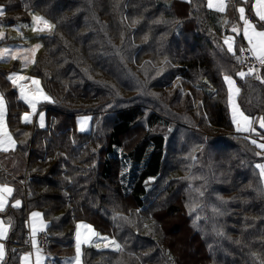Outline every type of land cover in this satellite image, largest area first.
I'll return each instance as SVG.
<instances>
[{
	"label": "trees",
	"instance_id": "1",
	"mask_svg": "<svg viewBox=\"0 0 264 264\" xmlns=\"http://www.w3.org/2000/svg\"><path fill=\"white\" fill-rule=\"evenodd\" d=\"M114 1H127L126 20L107 0H0L1 18L9 24L29 20L37 10L55 25L42 37L31 70L51 96L45 127L22 122L28 105L0 66L7 122L19 152L27 154L26 183L19 186L25 204L10 210V245L2 264H19L28 247L26 211L32 210L46 225V264L73 254L77 220L120 245L119 251L83 245V264H211L222 243L229 252L220 253L223 264H264V192L255 167L260 156L249 135L235 130L224 80L242 70L244 42L235 35L236 55L228 53L223 36L229 31L222 25L236 22L239 1L227 0L224 13L208 9L207 0ZM122 47L129 54L125 59ZM238 85L243 111L253 119L264 116V83L248 76ZM87 112L93 128L80 131L76 114ZM190 127L199 130L203 176L209 168L219 170L210 177L217 191L210 203L225 199L233 212L228 239L219 242L195 228L179 192L184 179L171 146L190 141L170 136ZM123 158L138 165L127 188ZM178 213L186 225L183 240L199 243L193 260L173 248L182 244L167 219ZM181 216L172 231L184 227Z\"/></svg>",
	"mask_w": 264,
	"mask_h": 264
},
{
	"label": "rangeland",
	"instance_id": "2",
	"mask_svg": "<svg viewBox=\"0 0 264 264\" xmlns=\"http://www.w3.org/2000/svg\"><path fill=\"white\" fill-rule=\"evenodd\" d=\"M232 2H234V1H232ZM253 3H254V1H252V4ZM252 4H251V6H252ZM106 5L110 7V10L116 9L115 12H116L118 17H120L124 20L127 19V17H128L127 1L121 4V3H117L114 0H112V1L107 0ZM238 5H240V4H238ZM107 6H106V9H107ZM231 7L232 6H230L229 10H231ZM233 7H234V4H233ZM244 7H245V15H247V13H248V11L246 10L247 8H246V6H244ZM251 9H252V7H251ZM251 13L254 15L253 10H251ZM231 14H232V12H231ZM231 14H229V16L232 18L233 15H231ZM33 15L42 16V17H44V19L48 20L51 24L54 25V22L50 18L46 17L45 15H43L42 13H40L37 10H31L29 12V16H30L29 20L19 21V22H16L15 24H9L3 18L0 17V34H2V36H3V38H0V52H2L4 49L10 50L4 56L3 59H0V64H2V65L4 64V66L12 67L13 70L9 71V75L16 74L19 76L29 77V78H34V79L39 80V82H40L39 87L42 89L43 93L46 94L50 99L45 100L42 97H40L37 104H36V109H35L34 113H33V109L27 103V101L21 97L20 86L22 85L25 89V92L29 93V94H36L35 93L36 86L31 83V80H20L17 82V85L15 87H17V89H18V93H19L20 98L23 99L28 105V109L23 111V113L21 115V120L24 122V120H23L24 114L28 113V114H30V118H31L30 124L36 123L38 126H40L39 117L41 114H43L44 125L46 126V124H47L46 107L43 108V105H41V103L42 102L49 103L51 101V96L47 92V90H45L41 78L39 76H36L35 74L31 73V70H32V66H33L32 61L34 60V58L36 59V57L40 54V52L42 51V48L44 47L42 44V37L45 35H50L53 32L54 28L51 31H48V30H45L42 32L41 31H34L33 30L34 28L43 27V25L34 24L33 19H32ZM219 19L223 21V18L220 17ZM232 20H233V18H232ZM224 22H222L223 27L225 26L226 30L229 31V29H230V26L228 25L229 23H227V22L224 23ZM138 32H139V29H138ZM235 34L236 33L232 32V31L230 33H226L223 36V43H224V40L226 37H233L235 40L236 39ZM35 45H40V47L37 49V51L35 52V55L33 56L31 51H26V50L32 49ZM226 48H227V46H226ZM13 54H15L18 58L15 60L11 59V56ZM120 54L124 59L129 57L128 52L123 47L120 48ZM25 55L28 56L27 64H25V61L23 60V57ZM240 71L247 72L243 69L239 70L238 72H240ZM263 72H264V69H263L262 73ZM237 73L235 75H227V76L232 77V79L235 81L236 87L239 88L238 79H240V77L237 75ZM262 73H261V76H262ZM9 75H7V76H9ZM255 80H256V78H255ZM225 84H226L227 90H228V85H227L226 81H225ZM238 95L233 96L234 103H236L239 106L240 111H242L244 113V115L251 118V116H249L247 113H245L243 111V109L240 107L239 101H238ZM228 105H229L230 117L232 120L233 113H232V107L229 103V90H228ZM84 118H90V119H88V123L85 126L84 132L92 130V128H93V123H92L93 122V115L91 113H88V112L76 114V128L78 130H80V121L83 120ZM260 119H261L260 117L252 119V121H253L252 127L256 129L255 132L249 131V132H241V133L249 135L251 140L256 139L258 143H264V139H261V137H264V129H261L259 127ZM4 122L6 125V120H4ZM232 122H233V120H232ZM233 125H234L235 130H236V125L234 123H233ZM6 127H7V125H6ZM6 130L8 131V133H10L9 128H6ZM198 133H199V130L196 129L195 127H190L189 129H186V131L184 129L174 130V135L170 136L172 138V140L173 139H175V140L189 139L190 146L178 144L177 146H171V147L173 150L178 151L177 156L175 157V165H176V161H178L177 166L179 169L177 172L179 175H181L180 179H184V181H183L184 186L180 188L179 192L181 193V196L184 199V205L187 209V214L193 220L195 228L197 230L203 231L202 233L204 234V236L206 238H208L210 241H212V243H213L216 241L219 242L222 239L223 240L228 239V236H226L225 234L228 233V227L231 225V220H233V212H232V209L229 207V202L225 199H224V201H222L220 199L218 200V198H215L214 202L216 203V206H214L210 203V201H213L212 198L215 197L213 192H217L215 190L214 185L212 184L211 178H210V177H212V173L215 170L210 169V168L207 169L208 177H205V176H203L204 173H201V171L199 169V166H200L199 165V152L200 151H199L198 141H199L200 137H199ZM257 149H258V152L261 153V155H259L260 159H258L255 162V165L264 163V158H262V157H264V150H261L258 147H257ZM123 159H124V162H123V167L121 170L122 171L121 172V178H122V181L124 183L125 188H127L129 186L131 176L137 170L138 165L131 162L130 160H128L126 158H123ZM193 163H194V165H193ZM215 169H216L215 173H219V170L216 167H215ZM257 170H258V174H259V169H257ZM202 177H204L205 180L202 179ZM0 182H3V181H0ZM261 186L264 187V180H262V179H261ZM201 193H203V195H201ZM218 194H219V196H223L222 193L218 192ZM18 200H20L21 204H22V200L21 199H18ZM7 202H9V201L7 200ZM7 202H6V204H8ZM12 203L14 204L15 202L13 201ZM179 216H181V215L178 213V214H175L174 216H171L167 219L171 224V225L169 224L168 228H171V232L173 233L174 239H180V244H182L180 246L175 244V245H173V248H174L176 254H178V251L181 253L180 249H183L185 255H187L186 259L188 260L189 258L190 259L192 258V260H193L194 258H198V256H199L197 253L199 243L196 242L194 239H190V238H186L183 240L182 234L186 228V225L184 223L185 220H184L183 216H181V219H182L181 223H184V227L183 228L181 227L179 229L180 231L178 233H177L178 230L176 232L174 230L172 231V228H173L172 222L175 223V222L179 221V218H178ZM197 217H199V219H197ZM0 221H3L4 225L8 228L6 238L0 239V244H2L4 246L5 255H6L7 250H8V244H9L7 241H8V235L10 232V225H11L12 218H11V216L0 215ZM77 224L90 225L92 227V229L97 234L100 235V233H101L100 231H98L94 227V225H92L91 223H89L86 220H77L76 221L75 233H76V225ZM80 232H81V236L83 239V237L86 234V229L81 228ZM75 233H74V251H73V254L70 256H66V257H64V256L60 257L59 258V264H75V256H76V249H75L76 236H75ZM30 236H29L30 239L27 240L28 241V247L25 250H22L20 252V254H21L20 255L21 256L20 257V264H24L23 257L29 253L31 254L30 264H33V259H34V263L36 264L37 255H39V258H40V264H44L47 256H46V254L43 253L42 249H44L46 246L45 247H39L36 243V240H35L36 246L34 247L33 242H32L33 237H32V235H30ZM96 238L97 237H92L91 241L89 243H82L81 244V264H83V262H82L83 245L98 246L99 244L95 242ZM107 239L109 242H111L112 240L116 241L111 236H107ZM225 248H226L225 243H222L219 251L213 250L212 253L214 255V261H212L211 264H223V258L225 255H221V254H229V252H227ZM218 254L221 255V258H219V259H217ZM0 262H1V260H0ZM225 264H227V261H225Z\"/></svg>",
	"mask_w": 264,
	"mask_h": 264
},
{
	"label": "snow or ice",
	"instance_id": "3",
	"mask_svg": "<svg viewBox=\"0 0 264 264\" xmlns=\"http://www.w3.org/2000/svg\"><path fill=\"white\" fill-rule=\"evenodd\" d=\"M244 4L248 3V0H242ZM207 8L208 9H214L215 11L219 13H224L227 8L226 0H207ZM252 10L254 11V15L260 22H264V0H254V3L252 4ZM239 13V20L243 22V37L246 39L248 48L247 51H249L253 58L258 61L260 66H264V23L261 24V28L258 29L256 24H254L248 16L245 15V7H238L236 9ZM4 6L0 5V17L4 16ZM34 24L36 25H43V27H37L34 28V31H51L55 25L51 24L48 20L44 19L42 16L33 15L32 17ZM135 23V22H134ZM231 31L234 33L239 34L241 29L237 26H233L231 28ZM0 38H3L2 34H0ZM224 44L227 46V52L231 53L233 56L236 55V48H235V40L233 37H226L224 40ZM40 47V45H35L32 49L26 50L31 51L33 56L35 55V52ZM244 48H241L240 51H244ZM9 49H4L2 52H0V59H3L4 56L9 52ZM18 57L13 54L11 56V59H17ZM23 60L25 61V64L28 62V56L25 55L23 57ZM34 63V60L32 61ZM255 73V68H249L248 72L240 71L237 73V75L240 78H246L248 76H253ZM255 78L257 80H260L261 83H264V77H261L259 75H256ZM8 80L13 83L14 86L17 85V82L20 80H31V83L36 86L35 93L36 94H29L25 92L24 87L20 86V92L21 97L27 101V103L31 106L33 109V113L36 109V104L40 97H42L45 100H49L50 98L43 93L42 89L39 87V80L29 77H23L16 74H12L8 76ZM224 80L226 81L228 85L229 90V103L232 107V120L233 123L236 125V130L238 132H255L256 129L252 127V119L246 115L242 111H240L239 106L234 103L233 96L238 95L240 92V89L236 87L235 81L230 76H225ZM6 111V105L5 100L2 94H0V151H9V149L15 148V140L12 138L11 134L8 133L6 130V125L4 122V115ZM40 127H44V116L43 114L40 115ZM88 119L90 118H84L80 121V130L84 131L85 126L88 123ZM23 120L25 123H30L31 118L30 114L25 113ZM259 127L261 129H264V117H262L259 121ZM261 139H264V137H261ZM251 143L258 147L261 150H264V143H258L256 139H252ZM257 156L261 155V153L257 152ZM257 169H259V176L262 180H264V163L255 165ZM14 192V189L7 184L0 185V212H3L6 208V202L8 200V197L12 195ZM203 195V193H201ZM12 207H20L21 201L15 200V203L11 205ZM31 218L33 220L32 224V237H33V246L35 247V235L37 232V226L36 221H39L40 223V230H44L46 225L44 224V221L42 219V214L38 212H33L30 214ZM199 219V217H197ZM84 228L86 229V234L82 239L80 229ZM8 228L4 225L3 221H0V239L6 238ZM76 243H75V249H76V256H75V264H81V244L82 243H89L91 241L92 237H98L99 234H97L90 225L86 224H77L76 225ZM106 240L107 238H102ZM112 245L115 246V249L117 251L120 250L119 244H117L114 240L110 242ZM105 248L109 247V243L104 244ZM5 255L4 246L0 244V260H3ZM255 255V254H253ZM30 256L31 254H26L23 257L24 264H30ZM36 264H40V258L39 255H37Z\"/></svg>",
	"mask_w": 264,
	"mask_h": 264
},
{
	"label": "crops",
	"instance_id": "4",
	"mask_svg": "<svg viewBox=\"0 0 264 264\" xmlns=\"http://www.w3.org/2000/svg\"><path fill=\"white\" fill-rule=\"evenodd\" d=\"M238 1H239L238 4H240V5L237 4L238 6L236 7V9L238 7H241V6L242 7L246 6V8H247L246 10L248 11V13L246 12L247 13L246 16H248V18L254 24H256L257 28L260 29L261 28V24L264 23V22H260L258 20V18H256L255 15H253L251 13V10H252L251 9V7H252L251 4H252V1H254V0H248V3L247 4H244L242 2V0H238ZM228 2H229V0H228ZM237 14L238 15H237L236 22L235 23L228 24L230 26V29H229V32L228 33L231 32V28L233 26H237L238 28L241 29V31H240L239 34L236 33L235 35H240L242 41L244 43H247L246 39L243 37V31H242V29H243V22L239 20V13H238V11H237ZM223 20H225V15L223 16ZM34 60H35V58H34ZM0 66H3V67H5L7 69V75H9V71L10 70H13L12 67H10V66H4V64L3 65L0 64ZM16 89H17V87H16ZM17 92H18V90H17ZM0 94H2L1 93V90H0ZM18 97H19V99H21L20 96H19V93H18ZM4 100H5V105H6V111H5V115H4V120H6V125H7L6 128H9L10 134H11L12 138L15 140V148H14V150L13 149H9V151H7V152L0 151V178L2 179L0 181H3V182H0V185L7 184L10 187L12 186V188L14 189V192L12 193V195L10 197H8V201L9 202H7L8 204H6L5 210L3 212H0V215H2V216H11V218H12L11 225H10V232H9L8 241H7L9 243L8 244V248H9V245H10L9 237H10V234H11V230H12L11 227H12V223H13V216L10 213V210L11 209H20L21 206L25 204V198L24 197L22 198L21 191L19 190V186H23V188H24L25 183H26V178H27V162H26V157H27V154L26 153L25 154L24 153L22 154L18 150V141H17V138L13 134V132H12L11 128L9 127L8 122H7V102H6L5 97H4ZM21 100H23V99H21ZM41 105H43V108L47 106L46 105V102H42ZM22 113H21V115H22ZM262 117H264V116H261L260 118H262ZM32 125L33 126H36V127H40L36 123H34ZM262 158H264V157H262ZM262 188H263L262 191H264V187L263 186H262ZM18 199H21L22 200L21 206L18 207V208L17 207H12L11 206L13 204L12 202L13 201L15 202V200H18ZM33 212L40 213L38 210H32L31 212L26 211V226H27V230L29 231L28 232L29 235H32V224H33V220L31 218V215L30 214L33 213ZM36 226H37V230H40V223H39V221H36ZM107 236H110V235L105 234V233H100V235L96 238V241H95L99 245L98 246L91 245V246H93L95 248H105L104 247V244L105 243H109V247L107 249L108 250L109 249L116 250L115 249V246L112 245L108 241V239H106V240L102 239V238H107ZM28 237H27V240L29 239ZM115 242L117 244H119L117 241H115ZM25 249H23V250H25ZM42 251H43L44 254H46V252L43 249H42ZM7 253H8V250H7ZM7 253H6V255H7ZM6 255H4V258H3V260H1L0 264H2L4 262V260L6 258ZM20 255H19V264H20V257H21ZM64 257H66V256H64ZM33 264H35L34 263V259H33ZM44 264H46V260H45ZM57 264H59V260H58Z\"/></svg>",
	"mask_w": 264,
	"mask_h": 264
},
{
	"label": "built area",
	"instance_id": "5",
	"mask_svg": "<svg viewBox=\"0 0 264 264\" xmlns=\"http://www.w3.org/2000/svg\"><path fill=\"white\" fill-rule=\"evenodd\" d=\"M244 48V51H240L241 54V68L248 72L249 68H255V73L252 78L255 79L256 75L261 76V73L264 69V66H260L258 61H256L252 54L247 51L248 44L243 43L240 46V49ZM36 243L39 247H45L47 245V233L45 230H38L35 235Z\"/></svg>",
	"mask_w": 264,
	"mask_h": 264
},
{
	"label": "bare ground",
	"instance_id": "6",
	"mask_svg": "<svg viewBox=\"0 0 264 264\" xmlns=\"http://www.w3.org/2000/svg\"><path fill=\"white\" fill-rule=\"evenodd\" d=\"M26 247V246H25ZM27 248V247H26Z\"/></svg>",
	"mask_w": 264,
	"mask_h": 264
}]
</instances>
